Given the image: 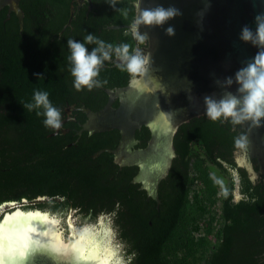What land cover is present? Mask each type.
I'll list each match as a JSON object with an SVG mask.
<instances>
[{
	"label": "trees",
	"instance_id": "trees-1",
	"mask_svg": "<svg viewBox=\"0 0 264 264\" xmlns=\"http://www.w3.org/2000/svg\"><path fill=\"white\" fill-rule=\"evenodd\" d=\"M72 1L19 0L21 30L8 5L0 7V204L25 199L27 206L63 216L73 208L85 220L110 215L127 264H264V175L256 157H249L255 177L236 162L237 153L247 152L242 124L212 121L206 112L179 124L167 171L148 188L132 180L136 164L121 166L104 150L118 145L120 129L79 135L68 121L71 131L54 132L36 114L42 109L23 107L36 90L49 93L62 118L73 102L91 110L109 100L119 106L104 88H124L135 77L116 67L113 52L96 78L101 86L74 87L68 39L83 43L92 34L133 52L136 0H119L115 8L106 0L73 2L66 25ZM145 45L147 38L139 42ZM85 46L89 53L98 47ZM76 118L85 116L78 111ZM133 135V148L143 150L152 131L137 123Z\"/></svg>",
	"mask_w": 264,
	"mask_h": 264
},
{
	"label": "water",
	"instance_id": "water-1",
	"mask_svg": "<svg viewBox=\"0 0 264 264\" xmlns=\"http://www.w3.org/2000/svg\"><path fill=\"white\" fill-rule=\"evenodd\" d=\"M84 1L90 0H73L69 4L66 25L70 24L74 12L73 2L79 6ZM3 5H8V10L15 13L21 30L23 11L19 0H0V7ZM156 5L165 8L174 6L182 15L162 26L139 27V32L147 36V45L139 46V41L133 37V53L140 49L150 55L147 72L131 78L124 88H104L110 96L120 99L119 106H113L109 100L98 110L79 108L87 116L86 122L80 125L81 130L98 132L118 128L122 135L121 146L131 142L137 123L149 125L152 131L149 145L127 155V160L126 154L120 155L123 146L117 150L104 149L115 152L118 157L120 155L121 158L117 159L120 163L139 164L136 179L142 180L148 188H152L167 171L173 154L172 137L179 124L206 112V96L218 99L225 90L236 93L237 84L233 83L225 89L223 82L227 77L234 78L235 73L258 52L251 43L240 39L242 27L248 25L255 30L254 17L264 12V0H136L134 20L140 8ZM169 26L175 30L172 36L166 34ZM72 109L66 107L65 112L69 114ZM242 126L246 130L245 167L255 177L249 157H256L259 164L257 171L264 175V120L260 126H253L251 121L243 122ZM236 162L243 165L238 163L237 158ZM24 201L1 203L0 222L6 214L18 209L48 212L39 208H22ZM70 215L71 212L67 216L68 232L71 234L68 241L63 239L64 247L49 240L19 238L8 264H95L70 251V240L82 231L73 230Z\"/></svg>",
	"mask_w": 264,
	"mask_h": 264
},
{
	"label": "clouds",
	"instance_id": "clouds-1",
	"mask_svg": "<svg viewBox=\"0 0 264 264\" xmlns=\"http://www.w3.org/2000/svg\"><path fill=\"white\" fill-rule=\"evenodd\" d=\"M106 2L116 7L119 0H106ZM182 15L179 9L174 6L140 8L136 19L131 25L132 35L139 42H143L147 36L139 32V27L144 26H162L170 19ZM256 24L255 30L248 25L242 27L240 39L244 42L251 43L258 49L256 56L240 68L234 78L227 77L223 82L225 89L233 83L237 84L236 93L225 90L222 95L216 99L211 96L204 98L206 105V115L212 121H230L233 126L240 125L245 121H251L253 126H260L264 120V12L257 13L254 17ZM166 34L172 36L175 34L173 27L166 29ZM97 44L89 53L86 44ZM68 48L71 63V74L74 77V87L81 90L87 87L91 90L93 87L101 86V82L96 79L104 65V61L110 60L114 52L117 59L116 67L122 71H127L132 76L144 75L150 65V55L145 54L140 49L130 52V46L126 43L118 46L105 44L103 40L88 34L81 43L74 39H68ZM38 78L42 76L36 74ZM219 84L220 82L217 81ZM191 99V97H189ZM23 107L29 111H37L38 116L43 115L44 126L58 132L62 128L61 111L54 107L49 100L47 91H34L33 102L23 104ZM243 139H237L236 143L241 144ZM2 213V212H1Z\"/></svg>",
	"mask_w": 264,
	"mask_h": 264
},
{
	"label": "bare ground",
	"instance_id": "bare-ground-1",
	"mask_svg": "<svg viewBox=\"0 0 264 264\" xmlns=\"http://www.w3.org/2000/svg\"><path fill=\"white\" fill-rule=\"evenodd\" d=\"M19 238L49 240L61 247L66 245L61 237L59 219L55 215L39 210L24 212L18 209L6 214L0 222V264H8ZM103 240L97 238L90 227H85L70 240V251L95 264H111L112 250Z\"/></svg>",
	"mask_w": 264,
	"mask_h": 264
},
{
	"label": "rangeland",
	"instance_id": "rangeland-1",
	"mask_svg": "<svg viewBox=\"0 0 264 264\" xmlns=\"http://www.w3.org/2000/svg\"><path fill=\"white\" fill-rule=\"evenodd\" d=\"M237 158V161L239 164H247V159L246 156L244 155V151H240L239 153L236 154L235 156ZM234 193V199H238L240 197L237 187L235 186V189L233 191ZM22 208H31L35 209L33 207L27 206L26 200L22 203ZM3 208H0V216ZM42 211H48V210H43ZM49 214H52V216H56L59 219V229L61 233V237L68 241V235L71 233L68 232V218L67 216H63L58 213H52L48 211ZM54 214V215H53ZM71 221L73 222V230L77 231L79 229H84L85 227H90L94 232L97 238L99 239H104V243H108L109 247L112 250V255H111V264H127V259L125 258V253H124V246L120 242V240L117 237L116 234V229L112 225V219L110 215L107 214H99L96 219L94 220H85L81 219L78 215H76L75 212L71 214ZM103 222V223H102ZM102 228V230H100ZM107 229L109 231L107 232ZM102 231V232H100ZM101 233V234H100Z\"/></svg>",
	"mask_w": 264,
	"mask_h": 264
},
{
	"label": "flooded vegetation",
	"instance_id": "flooded-vegetation-1",
	"mask_svg": "<svg viewBox=\"0 0 264 264\" xmlns=\"http://www.w3.org/2000/svg\"><path fill=\"white\" fill-rule=\"evenodd\" d=\"M78 103V102H77ZM76 102H73V103H70V104H68L66 107H73L74 109H72L71 111H70V113L69 114H67L65 111H66V107L64 108V117L62 118V128L59 130L60 132H62V133H67V132H69V131H71V128L69 127V126H65L64 124L66 123V122H75L77 125H78V127L75 129V132H76V134H81V132H83V131H86V130H81V124L82 123H84V122H86V120H87V116H86V114L84 113V112H82L79 108L80 107H87V106H85L84 104H77ZM87 108H89V107H87ZM90 109V108H89ZM81 112V113H83L84 114V116H85V119H83V120H78V118H76V112ZM73 114H74V116H73ZM72 118V119H68V118ZM86 132H90V131H86ZM93 133V132H92ZM121 138H122V135H121ZM132 140H131V142L130 143H128V144H126V145H122L124 148H122V150H121V153H120V155L123 153V154H126V160H127V155H129V154H131V153H136L137 151H139V149H137V148H133V146H135V144L137 143L136 142V140L134 139V135L132 136V138H131ZM71 144V142L70 143H68L67 145L69 146ZM121 146V139H120V141H119V143H118V145L113 149V150H117L118 148H121L122 147ZM99 153V151L98 152H96L95 153V155H97ZM111 153H113V154H115V159H114V162H116V163H118L119 165H125V163L123 162V163H120V162H118V158L120 157V155H119V157H118V155H116V153L115 152H111ZM122 157H124V156H122ZM121 158V157H120ZM128 165L129 164H136L137 166H138V169H139V164H137V163H135V162H129V163H127ZM139 172V171H138ZM137 172V173H138ZM136 176H137V174L133 177V181H140L141 182V185L142 186H144V184H143V181L142 180H140V179H136ZM39 198H41V199H38L37 198V200H43L44 199V197H39ZM23 205V204H22ZM69 212H71V214L73 213V212H75L76 213V215H78L77 214V212H76V210L75 209H73V208H70L67 212H66V214L64 215V216H68V214H69ZM71 216V215H70Z\"/></svg>",
	"mask_w": 264,
	"mask_h": 264
},
{
	"label": "snow or ice",
	"instance_id": "snow-or-ice-1",
	"mask_svg": "<svg viewBox=\"0 0 264 264\" xmlns=\"http://www.w3.org/2000/svg\"><path fill=\"white\" fill-rule=\"evenodd\" d=\"M29 251H31V249Z\"/></svg>",
	"mask_w": 264,
	"mask_h": 264
}]
</instances>
